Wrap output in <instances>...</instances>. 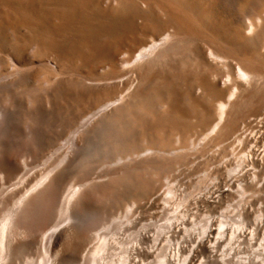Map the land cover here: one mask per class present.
<instances>
[{
    "label": "rangeland",
    "instance_id": "1",
    "mask_svg": "<svg viewBox=\"0 0 264 264\" xmlns=\"http://www.w3.org/2000/svg\"><path fill=\"white\" fill-rule=\"evenodd\" d=\"M167 2L168 0H122L125 10L117 12L113 8L117 6L118 0H0V110L3 112L0 116V126L4 123L2 128L6 130L5 127H8L7 131L10 134L3 129L0 132L3 130L8 137L15 138L16 135L18 144L21 145L19 148L24 151V156H19L18 161L24 159L29 163L26 167L29 170L25 169L27 173L24 171L26 175L38 178L45 171L56 167L63 157L72 155L71 152H78L74 165L79 166L77 168L79 170L70 176L74 181L104 182L111 170L115 171L117 163L113 155L102 154L100 157L96 155L89 160L87 158L84 160L83 155L90 149L91 143L95 142L92 137L96 135V128L100 122L106 123L108 117L116 116L120 110L102 114L104 116L101 118L97 115L94 121L86 125L84 122L81 127L80 124L88 115L106 104L111 103V107L118 104L122 97H129L132 94L146 95L164 82L173 83V79L166 76L167 65L165 67L159 65L151 70L147 66L133 67L136 64L132 62L136 53L153 42L164 44L158 45L154 51L161 48L164 52L174 53L173 51L180 48L179 58L177 55L174 62L181 72L180 88L183 91L189 90L188 92L192 94L197 95L201 92L198 87L191 88L194 80L199 79L204 82L215 81L217 89H225L223 81L228 74L226 69L209 60L207 56L209 49H212L209 44L212 38L218 39L227 51L253 58L257 61L255 67L261 66L260 69L264 72V21L261 20L264 18V0H229V4L224 5L219 3L226 9L225 7L220 9L216 0H182L186 7L180 13L174 12L170 8L171 5L167 6ZM70 3L75 4L77 11L79 10L77 13L68 11L69 6L74 9ZM136 8L141 9L143 13L135 10ZM182 16L188 17L192 22L187 23ZM114 17L116 19L119 17V21L114 20ZM252 20L254 23H251ZM249 23L256 24L257 28L253 27L254 31L249 30ZM96 32L97 34H91ZM187 32L192 36H186ZM254 33H258L259 37L254 36ZM187 46H195L203 52L202 59H199L200 63H196L194 60L196 56L190 53L192 61L185 66L183 61L189 52L185 48ZM57 56H61V59L57 60ZM235 67L236 63L232 60L234 74ZM81 79L84 80V84L79 86L78 82ZM242 83L245 84L246 90L241 102L234 106L231 114V119H236L239 126L243 121L264 112V79H258L254 85ZM8 84L11 86L6 87ZM51 84L52 95L56 91L53 86L63 88L69 94L66 104L53 111L52 116L43 115L38 106L29 111L33 93L45 94L42 99L45 100L46 107H49L46 102L48 95L45 92L50 89ZM80 89L82 91L79 92ZM10 94L15 96V106L12 105L13 102L11 103ZM224 96L226 97L225 92ZM19 104L20 111L17 109ZM107 108L102 111L108 110ZM195 108L196 112L185 105L181 106L183 119L179 123L180 126L172 127L165 123L159 126L165 129L163 152L155 158V161L159 162L157 165L159 168L156 166L140 170L146 176L149 173L148 177H145V174L143 176L150 186H153V190L119 192L114 200V209H111L115 213L120 210L117 215L131 203V200L141 206L151 199L159 198L150 206L151 209L142 206V211L144 210V214L153 213L151 220L161 224L185 199L198 195L216 179L221 177L223 179L226 176L225 170H219V164L229 153L227 145H230L233 132L224 130L207 136L215 122L213 121L215 116L211 121L202 123L198 119V110L201 106ZM74 115V119L70 121ZM29 126L34 127L33 131ZM74 130L77 131L72 133ZM153 140L156 141L155 138ZM142 142L136 140L137 149L134 148L135 151L132 153L133 156L138 155L136 159L140 164H144L141 159H145L143 156L145 153L156 151L151 148L150 151L149 149L145 151L143 147L146 144ZM145 160L150 161L151 158ZM143 176L141 174L142 178ZM249 177L246 176L245 179L249 180ZM222 185L220 187L224 186ZM170 188L177 196L174 194V198L168 203L171 207L168 206L167 210L163 211L160 207L164 203V197H170L166 194ZM232 188L221 198L215 197L213 200L210 199V203L202 201L198 204L193 222L195 228L200 230L204 223L203 217L208 215L216 220L224 219L229 228L234 224L237 226L240 222L247 224L249 222L251 225L259 215L264 218V189L257 190L249 184L244 194H240L236 192L235 186ZM144 195L147 196L144 198ZM177 199L179 204L175 203ZM100 204L91 207L92 211L96 210L100 221L94 226V231L110 225L117 217H108L107 209L104 211V206ZM240 204L247 205L248 210L240 212ZM99 211L103 213L102 216ZM2 215L4 213L2 214L0 208V226L6 218V215ZM62 220L59 219L58 222ZM200 220L203 223L200 224ZM260 235L264 238V234ZM260 235L251 246L244 241L241 249L234 251L232 259L236 264H241L238 257L255 254L258 251L257 245L263 240ZM41 252L42 250L32 256L30 258L32 262L27 264H40L41 261V264L43 262L46 264L47 259L53 255V252L47 249ZM6 254L7 249L0 253V264ZM23 257L26 259V256L19 254L15 264H25ZM202 257L206 260L205 255ZM259 258L255 256L258 264Z\"/></svg>",
    "mask_w": 264,
    "mask_h": 264
},
{
    "label": "bare ground",
    "instance_id": "2",
    "mask_svg": "<svg viewBox=\"0 0 264 264\" xmlns=\"http://www.w3.org/2000/svg\"><path fill=\"white\" fill-rule=\"evenodd\" d=\"M121 1L118 0L117 6L113 8L114 11L125 10V5ZM216 2L220 9L225 6L219 5V3L229 4V0H216ZM70 4L74 6V9L69 6L68 11L73 14L77 13L79 10L77 11L75 4ZM167 6L178 13L186 7L182 0H168ZM108 8L111 10L110 7ZM135 10L143 13L141 9L136 8ZM118 18L114 17V20L119 21ZM182 19H185L187 23L192 22L188 17L182 16ZM261 20L264 21V18ZM261 20L259 21L261 22ZM251 23L254 21L252 20ZM251 23H249V30L254 31L257 28L256 24L252 25ZM76 34L79 35V33ZM91 34H97V32ZM251 34L253 35V33ZM185 35L192 36L189 32ZM254 36L259 37V34L254 33ZM158 43L153 42L142 47L133 58L132 62H136L133 67L144 68L147 66L151 70L159 65L163 67L167 65L166 76L172 78L173 83L164 82L146 95L132 94L129 97H122L123 99L121 98L122 100L118 104L113 103L114 106L111 107V103L106 104L88 115L80 124L81 127L84 122H86L85 125L92 122L97 115L101 118L110 112L120 110L116 116L108 117L105 120L106 123L100 122L96 128V135L92 137L95 142L91 143L90 149L86 148L88 150L83 155L84 160L86 158L89 160L96 155L100 157L102 154L114 156L117 166L114 167L115 171L111 170L104 182L80 183L70 178L73 173L79 170L77 169L79 166L74 165L78 152H71L72 155L68 153L70 156L63 157L56 167L53 166V169L45 171L38 178L34 175H26L24 171L28 169L26 168L29 164L28 161L24 159L18 161L19 156H24V151L19 148L21 145L18 144L16 135L15 138L7 136L5 131L8 130V127H5L6 130L3 129L4 123L3 120L1 121L3 124H1L0 130H5V134L3 130L0 132V208L6 218L0 226V253L7 249V254L1 264H15L19 254L26 256V259L23 257L25 264L30 263L32 262L30 258L40 250L43 252V249L53 252L51 257L47 255L48 253L46 254L49 257L46 264H216V262L236 264L232 259L234 251L240 250L244 241L248 242V246H251L260 234H264V218L261 215L255 218L251 225L249 222V225L246 222H240L237 226L234 224V228H232L233 226L229 228L224 219L216 220L210 215L203 217L204 223L200 220V224L203 223L200 230L193 226L200 202L210 203L212 198H221L230 192L233 186L240 194H244L249 184L257 190L264 189V112L243 121L240 126L236 119H231L232 109L241 102L246 90L244 89L245 84L242 82L254 85L258 79H264L261 66L255 67L257 61L253 58L227 51L218 39L212 38L209 40L212 49H209L207 56L209 60L221 65L224 70L226 69L228 74L223 81L225 89H217L215 81L194 80L191 88L198 87L200 88L198 90H201L196 95L188 92L189 90L183 91L180 88L179 75L181 72L174 63L176 56L181 53L180 48L173 51L174 53L164 52L161 48L154 51L158 45H161ZM185 48L189 51L186 57L182 53L185 57V61H183L185 66L192 61L191 54L196 56L194 59L196 63H200L199 59H202L203 52L195 46ZM57 58L60 60L61 56H57ZM232 60L236 63L235 74L233 73ZM78 84L79 86L83 85L84 80L81 79ZM10 86L11 84H8L6 87ZM53 88L56 90L53 95L52 84L50 89L48 88L45 92L48 95L46 102L49 107H46L45 100L42 99L45 94L42 95V92L40 95L33 93L31 101L29 100L31 108L28 110L32 111L38 106L43 115L52 116L53 111L63 107L69 94L63 88H57V86H53ZM80 91L82 90L80 89ZM10 95L11 103L13 102L12 105L15 106V96ZM182 105L194 112H196L195 106H201V109L198 110V119L202 123L211 121L215 116V120H213L215 122L207 136L221 133L224 130L233 132L230 145L226 144L229 146L227 148L229 153L222 158L219 164V170H225L226 176L223 179L222 177L216 179L212 185L192 198L184 200V196V201L176 206L173 214L171 213L172 215L168 216L166 221L161 224H156L151 220L153 213L144 214V210L142 211V206L149 208L159 198L147 201V205L144 204L146 206H140L131 200V203H128L125 209L117 215L120 210L117 213L112 210L114 209V200L120 194L119 192L125 190L131 193L139 189L151 192L153 190V186H150L147 179L145 180L149 173L146 172L147 176L144 173V177L140 170H146L149 167L156 168L158 165L159 162H156L155 158L162 154L165 142V129L159 128V126L162 123L172 127L180 126L179 123L183 119ZM106 108L108 110L102 111ZM17 109L21 110V104L17 106ZM2 115L3 112L0 113V116ZM74 117L75 115L71 117L70 121ZM70 121L69 123H71ZM29 128L31 131L34 129L30 126ZM76 131L74 130L72 133ZM8 133L10 134V132ZM12 134L14 135V133ZM138 139L146 144L143 147L145 151L149 148L156 150L143 155L145 159L151 158L150 161L141 159L144 164L137 161L138 155L133 156L132 154L135 151L133 149H137L136 140ZM25 172L27 173V170ZM16 175L19 176L16 177ZM246 176H250L249 180L245 179ZM221 184L224 186L220 187ZM177 191L179 193V189ZM166 194H169L170 197H164V203L160 207L163 211L170 206L168 203L174 198L175 193L170 188L167 189ZM214 194L217 195L214 196ZM146 196L144 195V198ZM179 202L181 201L179 200ZM175 203H178V199ZM96 204L104 206V211L107 209L108 217H117L112 220L110 225L94 231V226L100 222L96 210L95 212L91 210V207ZM190 205L192 207H189ZM240 205V212L248 210L247 205ZM154 212L156 213V210ZM157 212L159 211L157 210ZM99 213L102 216L103 213L100 211ZM146 215L147 217H145ZM59 219L63 220L58 222ZM256 249L258 251L255 254L248 255L246 253L247 255L238 257V261L241 264H258L255 259L257 256L260 257V264H264V238L258 243ZM202 255H205L206 260H203Z\"/></svg>",
    "mask_w": 264,
    "mask_h": 264
}]
</instances>
